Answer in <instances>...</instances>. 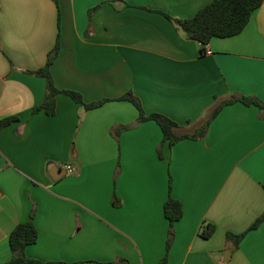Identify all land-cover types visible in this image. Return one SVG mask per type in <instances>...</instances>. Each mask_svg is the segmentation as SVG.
Instances as JSON below:
<instances>
[{
  "label": "crops",
  "instance_id": "obj_1",
  "mask_svg": "<svg viewBox=\"0 0 264 264\" xmlns=\"http://www.w3.org/2000/svg\"><path fill=\"white\" fill-rule=\"evenodd\" d=\"M210 1L0 0V124L12 117L0 126V264L31 213L37 240L24 252L42 262L264 264V221L238 245L226 237L264 211V110L227 104L202 138L165 146L160 159L159 125L134 124L136 107L117 99L131 91L180 134L233 95L264 102V1L240 33L212 38L205 53L173 20ZM57 40L55 86L87 103L107 99L101 106L59 93L53 115L34 111L46 94L34 72ZM169 191L182 216L167 251ZM206 223L214 232L203 238Z\"/></svg>",
  "mask_w": 264,
  "mask_h": 264
},
{
  "label": "trees",
  "instance_id": "obj_2",
  "mask_svg": "<svg viewBox=\"0 0 264 264\" xmlns=\"http://www.w3.org/2000/svg\"><path fill=\"white\" fill-rule=\"evenodd\" d=\"M54 1L57 2V0ZM263 1L264 0H211L208 4L199 9L192 17L174 19L173 21H175L177 28L184 33L186 38L195 40L204 46L207 45L214 37L225 38L240 33L248 23L253 12L261 6ZM165 16L172 20V18L167 14H165ZM58 51L59 43L57 40L53 49L48 53L45 66L34 72L36 75L41 76L46 80V94L44 100L40 105L34 108V111L44 110L47 115H53L55 112V96L59 93L69 96L73 101L81 104L85 109L99 107L107 101V99H101L87 103L83 100L80 92L71 89H59L55 86L50 72V66L55 60ZM117 99L127 100L136 107L138 117L134 124H138L146 120H153L159 125L162 132V139L157 147V154L160 159L165 158V146L170 148L182 139L202 138L206 134L210 122L227 104L240 102L243 105H255L260 110H264V102L256 97L233 95L229 99L221 101L215 107L210 117L194 133L180 134L176 131L178 124L168 116L158 112L145 113L140 100L131 91L126 92ZM10 120H12V117L6 118L0 126L7 124ZM131 126L132 124L121 126V129H126ZM163 213L169 223L166 240V250L168 251L174 236L173 224L182 216L181 202L174 198L170 191L163 204ZM263 221L264 211L255 219L245 232L239 234L227 233L226 237L235 245H238L247 231L256 229ZM213 232L214 226L210 223H206L203 225L199 235L203 238H208L213 234ZM36 240L37 229L33 223V213H31L30 218L26 222L16 225L9 235V246L12 251V255L7 261V264H58L52 262H42L36 259L28 258L25 255V247L36 242ZM165 260L166 258H164L162 262Z\"/></svg>",
  "mask_w": 264,
  "mask_h": 264
},
{
  "label": "built area",
  "instance_id": "obj_3",
  "mask_svg": "<svg viewBox=\"0 0 264 264\" xmlns=\"http://www.w3.org/2000/svg\"><path fill=\"white\" fill-rule=\"evenodd\" d=\"M203 47H204V52H205V53H210V50L207 48L206 45H204ZM65 169H66V172H67L68 174H73V173L75 172L74 167L71 166L70 164H67V165L65 166Z\"/></svg>",
  "mask_w": 264,
  "mask_h": 264
},
{
  "label": "water",
  "instance_id": "obj_4",
  "mask_svg": "<svg viewBox=\"0 0 264 264\" xmlns=\"http://www.w3.org/2000/svg\"><path fill=\"white\" fill-rule=\"evenodd\" d=\"M1 87H2V81L0 80V89H1ZM55 170H56L57 172H61V171H62V170H59L58 168H55ZM62 174H64V173H62ZM62 174H60L58 177H60ZM52 177L54 178L53 175H52ZM234 247H235V245H233L231 248H234ZM229 255H230V250L227 251V252L225 253L224 258H225V259L228 258Z\"/></svg>",
  "mask_w": 264,
  "mask_h": 264
}]
</instances>
